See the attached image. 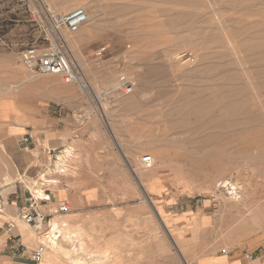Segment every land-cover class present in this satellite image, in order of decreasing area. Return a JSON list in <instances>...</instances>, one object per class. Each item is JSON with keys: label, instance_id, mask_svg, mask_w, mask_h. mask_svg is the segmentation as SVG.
<instances>
[{"label": "rangeland", "instance_id": "1", "mask_svg": "<svg viewBox=\"0 0 264 264\" xmlns=\"http://www.w3.org/2000/svg\"><path fill=\"white\" fill-rule=\"evenodd\" d=\"M82 5L103 19L99 33L87 35L83 28L67 38L92 84L88 95L60 77L30 76L21 60L45 36V9L66 14ZM108 6L127 10L109 11ZM181 12L192 17L167 23ZM215 12L223 28L215 22L208 26L222 44L205 49L204 21ZM263 36L264 0H0V105L32 116L43 105L57 115L62 108L69 123L64 146L51 148L23 183L50 198L30 193L21 203L38 199L51 226H64L59 252L50 245L39 264H181L175 252L184 254L185 242L205 241L210 251L220 252L233 246L242 258L244 251L264 248V225L250 230L252 219L264 223V103H259L264 102V64L246 62L264 57V51L248 52ZM228 37L245 47L239 53L242 67L228 52ZM168 48L179 55L166 57ZM122 83L132 87L130 94L122 92ZM239 88H246L260 117L236 133L207 140L204 135L217 130L178 127L185 114L168 116L178 107L201 105L213 93L234 96ZM233 96L228 101L237 99ZM4 126L1 206L13 187L1 147ZM67 148L73 149L71 157H59ZM146 156L152 157L151 167L143 163ZM64 202L71 211L56 214ZM25 206L20 204L15 216L0 218V264H36L28 257L13 258L5 247L11 221L24 227L23 236L20 230L14 234L29 249L39 242L29 226L16 221Z\"/></svg>", "mask_w": 264, "mask_h": 264}, {"label": "built area", "instance_id": "2", "mask_svg": "<svg viewBox=\"0 0 264 264\" xmlns=\"http://www.w3.org/2000/svg\"><path fill=\"white\" fill-rule=\"evenodd\" d=\"M44 37L40 41L29 46L21 56V60L30 76L37 78L42 76L60 77L65 84L78 85L88 95L93 93L91 85L87 82L79 65L73 58L68 42V36L76 34L87 22V13L84 8H77L66 14L52 13L45 9ZM120 89L125 94L132 92V87L122 83ZM107 92H103L106 94ZM98 97V96H97ZM55 113L62 115V108L55 110ZM25 142L34 143L32 137L25 139ZM143 163L151 167L153 160L151 156L143 158ZM45 200H49L48 197ZM38 199L31 200L19 211V218L27 224L39 240L33 249H29L22 239L14 233L17 230V223L11 221L7 224L5 234L9 237L12 245V257H28L32 262L39 264L43 261L50 245L57 242L62 236L63 225L51 226L48 216L39 211ZM71 211L69 203H62L56 214L67 215ZM47 226V228L45 227ZM48 229V230H46ZM221 253L227 257L231 256V250L223 249ZM264 258V248L259 252H246L244 258L247 261H254L259 257Z\"/></svg>", "mask_w": 264, "mask_h": 264}, {"label": "crops", "instance_id": "3", "mask_svg": "<svg viewBox=\"0 0 264 264\" xmlns=\"http://www.w3.org/2000/svg\"><path fill=\"white\" fill-rule=\"evenodd\" d=\"M39 113L32 116L31 114L21 113V111L19 113V109L16 106L7 110V108L0 105V124L5 125L3 128L1 147L5 152L3 157L8 168L7 173L9 177L13 178L10 182L11 184L9 183V186L13 187L10 188V192L4 199L6 205H0L2 209L0 210V218L6 217V215L15 216L20 204H28V202L21 203L27 197L26 191L28 188H24L23 183H26L30 175L36 173L38 165L42 163L43 158H46V153L52 150L51 148L63 147L65 144V137L63 136L68 134L69 129L67 117L54 114L53 109L51 110L49 106L46 108V105L40 107ZM28 137H32L34 143L25 142L24 140ZM3 173L4 170L2 169L0 174ZM59 197H63L62 199L65 201L70 199H67L61 193ZM187 212L188 210L183 212L182 215ZM16 221L22 222L21 220ZM199 224L201 227L202 225L204 226L205 218L200 220ZM23 229L24 227L22 229L17 228V232L20 230L19 232L22 236ZM234 234L238 237L246 236L245 233ZM206 245L207 242L205 241L196 244L192 242L187 244L185 242L184 254L181 251L180 253H175L180 262L182 257L190 261L196 258L195 264H256L248 263L242 258L240 253L235 250L232 251L231 248L233 246H228L232 254L230 257H227L218 249L210 251V248L206 247ZM5 247H8V250L12 253V245L9 242V238L6 239ZM197 257L199 258L197 259Z\"/></svg>", "mask_w": 264, "mask_h": 264}, {"label": "bare ground", "instance_id": "4", "mask_svg": "<svg viewBox=\"0 0 264 264\" xmlns=\"http://www.w3.org/2000/svg\"><path fill=\"white\" fill-rule=\"evenodd\" d=\"M82 8H84L86 10L85 5H82ZM106 9L109 11H122V12H125L127 10L126 8H124L122 6L121 7H110V6H108ZM86 13H87V22L81 27L80 30H82L83 28H86L87 29L86 30L87 35H93L94 33H99V30L102 27V22H103V19L100 17V13L95 12L93 15H90L87 11H86ZM191 17H192V14H190V13L187 14V13L181 12L175 17L172 16L167 23L171 24L174 22V20L186 21V20L190 19ZM214 22H215L216 26L220 27L221 29L223 28L222 18L218 17L216 15V12L214 13L213 18H211L210 20L208 19V20L204 21L205 27H203L202 34H201V44H204L203 47L205 49H208L211 46L218 48L222 44L221 39L219 37L215 36V33L214 34L211 33L210 30H212V29H211V27L208 26L211 23L214 24ZM107 24H108V26L109 25L112 26V21L108 20ZM212 31H214V30H212ZM261 39L263 40V38H261ZM262 40L257 41V43L253 44L252 46H249L248 52L249 53L252 52L253 54L256 52H261V51L263 52L264 51V40L263 41ZM78 43L79 42L77 41V44ZM106 43H109V42H106ZM227 48H228V52H231V53L233 52V54L237 57L236 60H237V62H239L241 64L240 66L242 67L243 61L245 59H241L239 53H241V50L244 51L245 47L243 49V47H238V45L236 46L232 40V37H228L227 38ZM100 54H102V53H98V55H100ZM171 55L178 56L179 53H178V51H175V50L170 49V48L165 49V56L170 57ZM79 61H80V64L85 65L81 61V59H79ZM247 61H251L252 63H255V64H264V57H259L256 59H246V62ZM114 87H116V85ZM262 88L264 90V81L262 83ZM237 90L238 91L234 94V96L237 97V99H235V101H232V102L228 101L231 98V96H233V94H231V96H230V93L228 91L224 92L223 93L224 95L222 94V96L216 95L213 93V94H211V97L203 98L201 105H197L195 103V105L191 106V107H189L187 105H185L187 107H185V106L178 107V108H176L175 111H172L168 116L173 115V114H183V115L185 114V116L184 117L181 116L182 119L177 122L176 125L178 127H182V128L185 127L186 128L189 125H191L194 128H198L199 130L200 129L201 130H203V129H215V130H217L215 134H205L204 139H207V140L210 138H217L218 136L223 134V132L236 133L237 130L240 128L250 127L252 124L256 123L260 117L257 115L255 107L253 105H250V100L246 96V93H245L246 88H239ZM99 97H101V96L98 94V98ZM259 103L263 104L264 102L260 101ZM191 116H193V117H191ZM189 119H192V120L189 121ZM72 152H73L72 148L71 149H68V148L64 149L62 151V155H60L59 157H63V156H65L66 158L71 157ZM2 169H3V166L0 164V171ZM57 170H58V168H57ZM61 172H65V171L62 170ZM51 182L52 181H48V183H51ZM26 193L27 194L33 193L35 195L34 197L41 198L43 200L47 199V196L50 198L49 195L44 194V191L41 188L32 187V190L30 188H27ZM260 214L262 216L261 220L264 221V211H262ZM259 224L264 225V223H262L260 221V218H259V220L252 219V224L250 225V230L251 229L254 230V228H256V226ZM25 225H27V224H25ZM52 226L54 227V230H55L57 224L54 223ZM244 226L246 228H248L246 226V224H244ZM246 228H245V230H246ZM231 230H234V226H232ZM32 231H33V229H32ZM33 234L36 235V232L33 231ZM27 238L32 239V236L31 235L27 236ZM26 241H28V240H26ZM29 243H30V241H29ZM51 246H52V248L55 249L56 252H59L60 246L57 244V242H54ZM246 252H255V251H249V250L244 251L243 252V258H244V254ZM231 254H232V252H231ZM198 258L199 257H197V259ZM195 261H196V258L193 261H190V260L184 259V258L182 259V263H184V264H195ZM245 261H247V260L245 259ZM247 262L248 263L262 264L263 259L258 258L254 261H251V262L247 261Z\"/></svg>", "mask_w": 264, "mask_h": 264}]
</instances>
